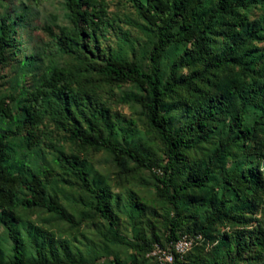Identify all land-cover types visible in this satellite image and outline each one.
Returning <instances> with one entry per match:
<instances>
[{"label":"rangeland","instance_id":"obj_1","mask_svg":"<svg viewBox=\"0 0 264 264\" xmlns=\"http://www.w3.org/2000/svg\"><path fill=\"white\" fill-rule=\"evenodd\" d=\"M93 2L103 11L97 28L86 19L75 24L65 0H0V25L6 18L14 27L0 64V139L7 146L6 163L11 173L42 176L48 171L49 181L42 178L47 198L56 199L74 219H83L80 225L71 226L44 209L17 206L12 210V226L29 260L35 258L32 241L49 239L55 246L62 244L71 253L81 255L84 264H163L150 255L151 251L140 249L151 241L164 243L174 216L150 173L128 159L116 162L105 150L80 146L70 141L65 131L69 119H77L85 130L90 114H99L109 127L107 130L100 126L104 137L112 136L116 144L134 148L160 165L167 163L163 143L149 127L145 111L134 100L144 93L135 84H117L99 75L107 59L135 62L147 72L155 31L130 0ZM142 2L145 6V0ZM81 11L85 17L91 13L87 5ZM238 12L245 16L242 34L255 29L260 37L247 47L242 46L239 55L252 49L262 55L264 0ZM227 21L221 19L215 25L201 60L185 65L191 59V46L182 41L172 44L158 61L161 84L166 81L177 84L175 92L162 105L173 135L186 132L199 113L220 101L216 127L206 135L190 139L193 147L183 152L177 165L175 180L179 183L192 179L209 160L213 161L211 184L199 191L187 190L180 196L186 208L177 242L190 244L177 254L185 256L181 264H264V160L252 141H243L238 138L237 130L230 128L234 114L240 110L243 92L220 94L233 90L235 85L248 90L255 84L264 89V71H259V76L252 72L264 66V58L257 59L254 66H247L246 71L235 65L210 73L209 62L240 36L231 37L222 32ZM61 29L72 34V51L60 50L56 44L55 37ZM177 29L176 25L174 31ZM239 30L237 26L235 31ZM55 70L75 74L73 81L58 84L62 85L58 100L51 97L52 86H49ZM39 103L41 108L37 111L32 105L39 107ZM244 110L243 124L252 127L258 122L256 141L264 143L261 111L253 104ZM60 154L75 159L90 182L106 191L117 239L108 234L107 223L93 215L94 202L82 193L75 177L60 171L57 161ZM248 167L261 173L263 186L242 202L228 184V177L234 170ZM60 179L66 183L62 184ZM222 193L231 198L227 203L229 216L220 215L221 220L205 237L200 229L213 211L211 196ZM24 198H30V194L21 188L16 200ZM172 246L163 249L172 251ZM0 255L3 262L10 260L11 242L1 222Z\"/></svg>","mask_w":264,"mask_h":264},{"label":"trees","instance_id":"obj_2","mask_svg":"<svg viewBox=\"0 0 264 264\" xmlns=\"http://www.w3.org/2000/svg\"><path fill=\"white\" fill-rule=\"evenodd\" d=\"M75 24L81 21H89L92 26L97 28V21L103 15V11L97 8L93 0H65ZM143 19L155 31V43L148 57L149 69L144 72L141 67L135 63H121L116 60L107 59L105 65L99 69V75L117 84L131 83L144 93L135 98L136 103L145 111L149 127L157 135L163 143L167 152V163L160 165L157 161L142 156L134 148L116 144L112 136L104 137L100 126L103 125L107 130V123L99 114L91 113L89 120L86 122V129L77 119L71 118L65 127L67 138L72 142H77L80 146L94 150H105L109 152L116 162L121 163L125 159L132 161L137 167L148 171L157 184L159 195L167 201L173 209L174 216L169 223V235L165 238L164 243L161 241H151L140 246L141 251L149 253L154 245L166 248L169 244H173L179 240L177 231L181 225L184 216L185 204L182 203L180 196L187 190L199 191L210 185L213 180V161L209 162L204 168L192 179H185L177 183L175 176L177 175L179 157L183 156V152L190 150L193 139L197 135H206L218 122V104L208 106V108L199 113L194 124L190 125L186 132L179 135H173L170 131V119L168 115L162 112L164 99L169 97L177 84L175 82L166 81L161 84L158 61L161 54L167 50L172 44L176 45L184 41L190 44L191 59L184 62L185 65H192L195 61L201 60L204 49L209 47L210 33L215 25L221 19H227V24L222 28V32L227 36L235 37L228 47L222 49L218 57L214 58L207 65L210 73H218L225 71L232 66L242 68L244 71L247 66H254L256 60L263 57L257 49L250 50V53L239 55L240 48L253 41L258 40L259 31L252 29L246 34H242L245 28V16L238 11L246 9L252 3H259L260 0H145V6L142 0H130ZM87 5L90 7L91 13L87 17L81 11V7ZM95 20V21H94ZM179 20V21H177ZM178 29L174 31L175 26ZM240 27L239 31H235L236 27ZM14 31L11 23L4 18L0 25V64L3 62V54L5 48L10 42V34ZM92 32V31H91ZM94 32V30H93ZM55 42L60 50L72 51L73 37L71 33L60 30V35L55 37ZM259 71H264V66L259 70L252 71L255 75H260ZM73 73L63 71H53L50 76L49 86H52L51 97L58 100L59 94L62 93V84L67 81H73ZM56 90V91H54ZM243 92L241 98L240 110L234 114L230 123V128L236 129L238 138L243 141H252L259 151L261 159L264 160V143L256 141L258 134V122L254 126L249 127L243 124L245 115L244 107L253 104L261 111V117H264V89H260L258 85L252 84L248 90L235 85L233 90H224L221 95L227 93L229 95ZM32 105L35 110L41 108ZM41 117V116H40ZM8 150L6 143L0 139V222L5 227L9 240L11 242L10 260L3 262L0 255V264H84L85 260L81 255L71 253L62 244L55 246L52 240L32 241V249L35 258L29 260L26 258L23 245L19 239V235L14 231L12 220L14 218L12 210L17 206L25 209H44L48 213L58 216L71 226H78L83 220L74 219L54 198H47L44 182L49 181L50 173L44 171L42 176L34 173H11L7 162ZM60 171L64 174H72L80 184V190L87 195L94 203L92 209L93 215L100 216L108 225L107 232L117 239L113 232L114 221L108 204V195L106 191L100 187L94 186L88 179L85 170L78 162L65 154L57 156ZM62 184L66 183L64 179H60ZM228 184L232 187L236 196L242 202L250 193L258 191L262 188L263 179L261 173H258L254 167L246 169H237L231 172L228 177ZM24 188L30 194V198L16 200L18 191ZM230 196L222 193L220 196L213 194L211 196L212 213L200 229L204 236H208V232L214 224L221 220L220 215L229 216L227 203L230 202ZM226 220V219H224ZM121 241V239H120ZM123 242V241H121ZM239 243H235V249H238ZM60 250V251H59ZM61 255V256H60ZM183 257L174 254L171 263L165 264H181ZM116 264H121L116 262Z\"/></svg>","mask_w":264,"mask_h":264},{"label":"built area","instance_id":"obj_3","mask_svg":"<svg viewBox=\"0 0 264 264\" xmlns=\"http://www.w3.org/2000/svg\"><path fill=\"white\" fill-rule=\"evenodd\" d=\"M172 245H173L172 251L169 249L165 250L158 245H154L150 252V255L160 259L163 264L171 263L173 260L174 254L180 255L188 248V246H190L188 241L175 242Z\"/></svg>","mask_w":264,"mask_h":264}]
</instances>
